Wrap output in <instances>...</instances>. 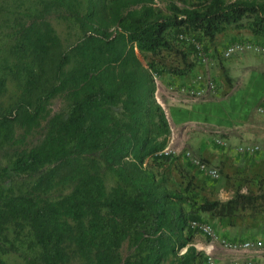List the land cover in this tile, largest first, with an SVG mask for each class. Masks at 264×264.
Segmentation results:
<instances>
[{
    "label": "trees",
    "instance_id": "obj_1",
    "mask_svg": "<svg viewBox=\"0 0 264 264\" xmlns=\"http://www.w3.org/2000/svg\"><path fill=\"white\" fill-rule=\"evenodd\" d=\"M84 1L81 12L80 0H52L79 32L66 48L46 20L20 31L11 71L21 92L8 109L0 104V140L20 142L18 130L24 139L42 121L46 132L10 164V172L34 178L30 190L0 188V264H7L1 257L10 235L24 231L33 253L25 264H66L70 253L82 264H204L191 218L231 215L250 198L221 202L186 187L176 192L152 170L168 160L157 153L171 133L152 74L193 70L155 58L171 49L173 33L213 41L231 27L264 38V0H182L181 6L168 0L164 9L155 0ZM4 90L0 78V97ZM57 97L67 109L51 115ZM101 171L114 185L106 187ZM58 185L69 192L49 197Z\"/></svg>",
    "mask_w": 264,
    "mask_h": 264
},
{
    "label": "rangeland",
    "instance_id": "obj_2",
    "mask_svg": "<svg viewBox=\"0 0 264 264\" xmlns=\"http://www.w3.org/2000/svg\"><path fill=\"white\" fill-rule=\"evenodd\" d=\"M168 0H155L156 5L164 9ZM178 6L182 5V0H172ZM52 0H0V78L5 81V90L0 97V104L3 109H8L18 98L21 92L22 81L17 74H13L11 68L15 63L16 49L19 45V35L21 29L33 20H46L50 23L54 33L59 38L63 48L68 47L77 38L79 32L72 22L70 15L63 8L52 6ZM81 12L84 11L85 1L80 0ZM178 33V32H177ZM197 38L205 45L207 54L212 61L211 66L206 71L217 83L216 92L218 93L222 84L227 80L222 71L223 63L228 66L234 58L246 55L256 57L258 60L264 58V54H255L245 52L233 55L229 59L222 58V51L234 43H252L264 45V38H255L246 30H237L228 27L225 31L218 34L213 41H207L197 35L187 34ZM171 40V49L161 51L155 59H159L166 67L183 68L193 66V74L204 71L199 69L200 65L196 55L189 45L182 44L176 39L173 33L169 37ZM252 58V57H251ZM254 75L258 80L264 81V70L260 68L254 70ZM161 81V80H160ZM176 82L158 83V93L163 96L166 103V96L163 93L164 87ZM243 89V88H242ZM246 89V86L244 87ZM166 105V104H165ZM230 99L225 100L220 105L222 111L229 107ZM216 108V107H215ZM214 108V109H215ZM50 114L65 113L67 103L64 97H57L52 100L48 106ZM260 109H263L261 106ZM216 116L221 115L219 109L215 110ZM213 116L212 120L216 121ZM193 128L186 130L185 134L180 131L171 133L168 142L172 141L173 153L167 157L168 160L162 162L163 166L158 168L153 165L152 170L157 176L162 175L166 180V186L176 192H182L183 188L193 189L203 198L208 200H219L226 202L235 198L238 194L249 196V203L245 207L237 208L231 215H218L216 213H200L192 220H199L209 223L218 234L235 240L264 238V200L261 197L264 193V148L260 152L247 155L239 153L237 148L243 144L233 145L231 142L220 138L226 142L225 146H219L215 139L219 135L208 137L210 145V155H202L197 146L198 134H193ZM46 132V121H42L40 126L22 139V131H17V138L20 142L9 143L0 140V188L7 191L12 189L14 192H25L30 190L34 178L30 175H22L10 172V164L15 155L22 149L36 145L42 140ZM181 133V134H180ZM247 145V144H245ZM186 152L190 156L201 159L210 167L218 171V177L212 178L209 175L200 172L195 164L191 162ZM218 155V156H217ZM208 159H206V157ZM7 174V175H5ZM107 188L114 185V178L101 171ZM69 192L66 185H58L49 192V197L56 198ZM192 231V230H191ZM193 236V245L204 243L206 238L196 232H191ZM19 237L10 235L12 243L4 245L2 259L7 264H25L31 259L32 251L28 249L30 238L24 231ZM130 249L127 243L122 248V254L128 255ZM219 264L226 261L224 254L217 253ZM66 264H82L81 260L73 253H70V259Z\"/></svg>",
    "mask_w": 264,
    "mask_h": 264
},
{
    "label": "crops",
    "instance_id": "obj_3",
    "mask_svg": "<svg viewBox=\"0 0 264 264\" xmlns=\"http://www.w3.org/2000/svg\"><path fill=\"white\" fill-rule=\"evenodd\" d=\"M251 57L241 55L231 60L228 66L223 63L222 71L227 80L218 93L209 96L203 102L174 103L165 99L164 112L172 137L174 130L185 134L186 130L193 128V134L199 135L196 136L198 153L207 156L212 152L207 139L215 134L219 135L218 137L223 136L233 145L252 144L264 148V81L258 80L254 75V70L259 68L264 70V58L258 60ZM198 68L202 69L200 65ZM194 74L193 72L187 76L162 74L160 80L163 84L168 82L183 84ZM228 99L230 105L222 111L220 105ZM261 106L262 112L259 111ZM218 109L221 115L216 116L215 110ZM213 116L219 119L214 121Z\"/></svg>",
    "mask_w": 264,
    "mask_h": 264
},
{
    "label": "built area",
    "instance_id": "obj_4",
    "mask_svg": "<svg viewBox=\"0 0 264 264\" xmlns=\"http://www.w3.org/2000/svg\"><path fill=\"white\" fill-rule=\"evenodd\" d=\"M177 39L189 45L204 71L195 73L192 78L183 84H169L164 87L166 99L170 102L186 103L190 101L203 102L209 96L216 93L217 83L206 71L211 66L212 61L205 51L203 44L196 38L187 36L183 33L177 34ZM252 52L255 54H264V45L252 43H234L227 46L221 53L222 58L229 59L233 55ZM155 83L154 97L157 103L165 110L163 96L158 93V83L161 82L159 77L152 74ZM262 112V109H259ZM219 146H225L226 142L220 137L215 139ZM172 141L157 154L171 155L173 153ZM239 153L253 155L261 151L257 145L247 144L237 148ZM193 164L196 165L200 172L209 175L212 178L218 177V171L210 167L201 159L190 156L189 152L185 153ZM191 230H194L206 238L204 243L195 245V248L204 254V264H219L217 253L225 255L226 261L223 264H264V238H253L244 240H235L217 233L209 223L199 220H191L188 223ZM182 253V252H181Z\"/></svg>",
    "mask_w": 264,
    "mask_h": 264
}]
</instances>
